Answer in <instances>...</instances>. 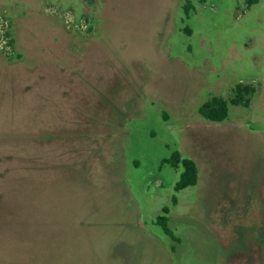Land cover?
Here are the masks:
<instances>
[{
	"label": "rangeland",
	"instance_id": "obj_1",
	"mask_svg": "<svg viewBox=\"0 0 264 264\" xmlns=\"http://www.w3.org/2000/svg\"><path fill=\"white\" fill-rule=\"evenodd\" d=\"M1 17L0 264H264V0H0ZM240 84L249 106L198 114ZM177 152L199 168L182 191Z\"/></svg>",
	"mask_w": 264,
	"mask_h": 264
},
{
	"label": "trees",
	"instance_id": "obj_2",
	"mask_svg": "<svg viewBox=\"0 0 264 264\" xmlns=\"http://www.w3.org/2000/svg\"><path fill=\"white\" fill-rule=\"evenodd\" d=\"M247 2L251 6L258 3L259 0H247ZM254 92L255 90L253 88L240 85L235 92L234 98L230 100L213 98L200 108V114L210 122H224L229 117L230 106H249L250 100L247 96L254 94ZM167 163H170L175 168H179L180 166L183 168L180 180L176 185V191H182L198 184L199 168L194 160L184 158L180 152H177ZM165 212L168 211L165 209ZM165 222L166 219L161 221L165 232L172 235Z\"/></svg>",
	"mask_w": 264,
	"mask_h": 264
},
{
	"label": "built area",
	"instance_id": "obj_3",
	"mask_svg": "<svg viewBox=\"0 0 264 264\" xmlns=\"http://www.w3.org/2000/svg\"><path fill=\"white\" fill-rule=\"evenodd\" d=\"M11 21L1 17L0 18V52L7 58L15 55V48L13 38L11 37Z\"/></svg>",
	"mask_w": 264,
	"mask_h": 264
},
{
	"label": "flooded vegetation",
	"instance_id": "obj_4",
	"mask_svg": "<svg viewBox=\"0 0 264 264\" xmlns=\"http://www.w3.org/2000/svg\"><path fill=\"white\" fill-rule=\"evenodd\" d=\"M241 85V84H240ZM240 85H238V86H236L235 87V90H237L239 87H240ZM91 91H92V94H93V97H97V95H99V96H101L103 93L102 92H100V90H98L96 87H93V89H90ZM99 93H101V95L99 94ZM205 103H203L200 107H199V109H198V114L199 115H201L200 114V108L204 105ZM116 106V105H115ZM116 108L118 109L119 107L118 106H116ZM122 115L124 114V112H122L121 113ZM202 116V115H201ZM203 117V116H202ZM204 118V117H203ZM207 120V119H206ZM217 123V122H216Z\"/></svg>",
	"mask_w": 264,
	"mask_h": 264
},
{
	"label": "crops",
	"instance_id": "obj_5",
	"mask_svg": "<svg viewBox=\"0 0 264 264\" xmlns=\"http://www.w3.org/2000/svg\"><path fill=\"white\" fill-rule=\"evenodd\" d=\"M31 3H33V6L35 5V6H37V8H39L40 1H37V2H31ZM37 8H36V9H37ZM18 36H19V34H18ZM18 36H17V38H18ZM17 66H20V65L17 64Z\"/></svg>",
	"mask_w": 264,
	"mask_h": 264
}]
</instances>
